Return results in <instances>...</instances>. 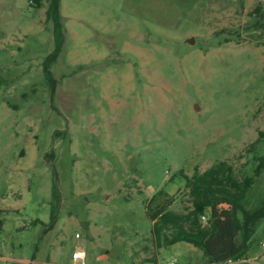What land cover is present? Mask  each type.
Listing matches in <instances>:
<instances>
[{
    "label": "rangeland",
    "instance_id": "374dc122",
    "mask_svg": "<svg viewBox=\"0 0 264 264\" xmlns=\"http://www.w3.org/2000/svg\"><path fill=\"white\" fill-rule=\"evenodd\" d=\"M47 5L0 0V264H183L145 205L163 189L184 212L182 174L225 161L242 179L264 155V5L60 0L53 94Z\"/></svg>",
    "mask_w": 264,
    "mask_h": 264
},
{
    "label": "trees",
    "instance_id": "16d2710c",
    "mask_svg": "<svg viewBox=\"0 0 264 264\" xmlns=\"http://www.w3.org/2000/svg\"><path fill=\"white\" fill-rule=\"evenodd\" d=\"M45 20L52 25L54 47L43 71L53 94L55 79L50 64L58 58L65 42L60 0H48ZM258 135L257 142H260L264 131ZM45 157L50 160L51 156ZM253 160L256 165L252 175L242 179L225 161H218L203 172L196 169L191 176L182 174L190 204L184 212L170 209L174 197L165 190L154 194L146 202L145 212L152 224L156 247L184 242L199 249L206 264H250L246 260L264 218V192L253 194V186L264 170V155L253 156ZM53 198L59 201L55 188ZM2 226L0 220V232Z\"/></svg>",
    "mask_w": 264,
    "mask_h": 264
},
{
    "label": "crops",
    "instance_id": "0c3cea01",
    "mask_svg": "<svg viewBox=\"0 0 264 264\" xmlns=\"http://www.w3.org/2000/svg\"><path fill=\"white\" fill-rule=\"evenodd\" d=\"M173 246L179 247L180 245H179V243H175V244H173ZM184 251L187 252L188 254H190L191 258H188L184 254L182 257H180V259L183 261L182 262L183 264H206V261L202 255V253H200L192 245L186 243V247H184ZM254 253H253L252 248H251V250L248 254V259L246 261L250 264H264V249H262L261 251H258L255 254ZM186 259H192V260H186Z\"/></svg>",
    "mask_w": 264,
    "mask_h": 264
},
{
    "label": "built area",
    "instance_id": "2783aa9c",
    "mask_svg": "<svg viewBox=\"0 0 264 264\" xmlns=\"http://www.w3.org/2000/svg\"><path fill=\"white\" fill-rule=\"evenodd\" d=\"M258 3L264 5V0H258ZM202 219H205V217L203 216ZM261 246L264 248V242L261 243ZM72 259L77 264H85V253L81 249L77 248L74 250L72 254ZM170 264H178V263H177V260L174 259L173 261H171ZM228 264H232V262Z\"/></svg>",
    "mask_w": 264,
    "mask_h": 264
}]
</instances>
